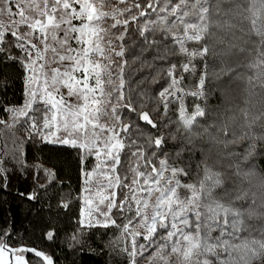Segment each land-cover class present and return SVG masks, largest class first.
<instances>
[{
  "label": "snow or ice",
  "instance_id": "1",
  "mask_svg": "<svg viewBox=\"0 0 264 264\" xmlns=\"http://www.w3.org/2000/svg\"><path fill=\"white\" fill-rule=\"evenodd\" d=\"M0 193L67 264H264V0H0Z\"/></svg>",
  "mask_w": 264,
  "mask_h": 264
},
{
  "label": "trees",
  "instance_id": "2",
  "mask_svg": "<svg viewBox=\"0 0 264 264\" xmlns=\"http://www.w3.org/2000/svg\"><path fill=\"white\" fill-rule=\"evenodd\" d=\"M58 146H49L46 153L55 157ZM15 190V189H14ZM4 194L0 193V226H4L7 222H13L14 227L24 234V242L39 248L50 250L54 253V259L58 264H67L61 249L56 244L49 245L48 242H41L39 237V229L37 223L39 215L36 208L29 211L27 203L21 204L13 195L7 197V203L3 202ZM38 207V206H37ZM98 238V237H97ZM95 246V245H94ZM77 264H106L107 257L101 254L100 249L95 253H85L81 257H77Z\"/></svg>",
  "mask_w": 264,
  "mask_h": 264
},
{
  "label": "rangeland",
  "instance_id": "3",
  "mask_svg": "<svg viewBox=\"0 0 264 264\" xmlns=\"http://www.w3.org/2000/svg\"><path fill=\"white\" fill-rule=\"evenodd\" d=\"M17 95H19V93H17Z\"/></svg>",
  "mask_w": 264,
  "mask_h": 264
}]
</instances>
